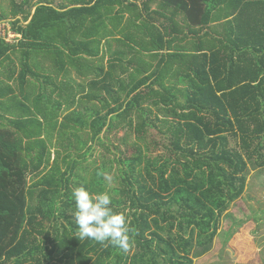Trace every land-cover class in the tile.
<instances>
[{"label": "trees", "instance_id": "16d2710c", "mask_svg": "<svg viewBox=\"0 0 264 264\" xmlns=\"http://www.w3.org/2000/svg\"><path fill=\"white\" fill-rule=\"evenodd\" d=\"M32 1L13 4L21 40L0 39V68L19 56V70L10 63L8 73L22 95L0 71V106L17 102L23 116L8 121L11 129L0 115V264H194L245 195L251 166L264 169V0H70L60 9ZM9 18L0 12V22ZM102 54L111 57L108 68L95 63ZM40 57L51 61V74L66 76L70 113L61 127L38 120L40 101L38 114L27 104L30 79H43L46 91L53 84ZM152 108L165 114L157 120L175 154L168 158L152 156L145 142L149 129L160 128ZM127 127L136 140L118 139L128 152L116 147L122 187L112 193L113 208L128 206L140 233L134 256L81 241L73 221L75 188L106 191V168L91 179L78 172L93 151L79 133L89 130L91 142L105 145L104 136ZM55 132L66 154L51 140Z\"/></svg>", "mask_w": 264, "mask_h": 264}, {"label": "rangeland", "instance_id": "374dc122", "mask_svg": "<svg viewBox=\"0 0 264 264\" xmlns=\"http://www.w3.org/2000/svg\"><path fill=\"white\" fill-rule=\"evenodd\" d=\"M24 0H0V12L10 15L8 20H2L0 22V36L10 40V29L14 28V19L11 16L13 10V4H21ZM47 0H33L32 3L35 5L39 2H44ZM68 0H54L55 5H66ZM53 3V2H52ZM13 33H15L13 31ZM15 35V34H14ZM14 42L15 40H10ZM186 103L185 99L181 100ZM61 102L55 100L54 98L49 100L48 104L43 103L44 106L53 107L50 120H46L48 124L55 125L58 124V120L55 119L57 116H63L66 112V117L70 113L68 107L66 106V111L62 112L63 108L60 106ZM94 105L90 106L93 108ZM154 114L148 115L151 117L152 122L158 123L160 127L157 130L149 129L146 133L145 142L152 144L153 149L155 148L152 156L154 157H170L175 155L167 147L168 138L164 135L167 132L166 127L158 122L157 117L164 119V113L157 108H152ZM1 113V111H0ZM48 119V118H44ZM136 122L137 116L133 118ZM42 120V119H38ZM164 132V134H161ZM126 134L130 136L129 141L136 140V134L134 132H128V127L126 129L114 130L110 133L108 137L104 136L105 145H100L98 142H91V134L89 130L79 133L80 143H89L88 146L92 145L93 151L91 154L87 155L86 160H81V166L78 172L88 179L92 178L96 169L106 168V175H104L105 188L106 191L110 192L113 198H117L115 194L112 193L114 188L122 187L120 184L121 173L120 170L123 166L120 164L119 150L116 149L117 146H121V149L126 153L128 152V147L120 143L118 139L123 138ZM59 138V137H58ZM75 145L77 141L73 139ZM70 142V141H66ZM57 147L66 148L59 139L54 142ZM161 144L156 146V144ZM70 144V143H66ZM61 145V146H60ZM231 146L233 148H238V142L235 138L231 139ZM57 148L52 149L54 159L59 156ZM77 152V150H75ZM84 152V150L82 151ZM65 153V152H64ZM81 153V152H80ZM66 154V153H65ZM129 155V154H128ZM63 160V159H62ZM62 165L66 168L64 163ZM30 185L34 182V177L29 176ZM120 198V197H119ZM30 204L36 205L37 199L34 198L30 201ZM129 211L127 206L126 212ZM137 253L136 250L130 253L134 256ZM194 264H264V169H256L251 166V173L249 178L248 188L245 195H243L239 200L234 202L229 210L223 215L221 228L219 231V236L211 247L208 254L200 257L199 259L194 258ZM164 264V261H162Z\"/></svg>", "mask_w": 264, "mask_h": 264}, {"label": "clouds", "instance_id": "9594fccd", "mask_svg": "<svg viewBox=\"0 0 264 264\" xmlns=\"http://www.w3.org/2000/svg\"><path fill=\"white\" fill-rule=\"evenodd\" d=\"M100 175L106 173L101 172ZM73 196L77 208L73 214V221L78 225L77 238L116 247L125 254L132 252L135 237L140 233L132 225L131 210L117 212L108 191L97 194L80 186L73 190Z\"/></svg>", "mask_w": 264, "mask_h": 264}, {"label": "crops", "instance_id": "0c3cea01", "mask_svg": "<svg viewBox=\"0 0 264 264\" xmlns=\"http://www.w3.org/2000/svg\"><path fill=\"white\" fill-rule=\"evenodd\" d=\"M133 0H131L132 2ZM46 2H50L53 6H55V8H58L60 9V7L62 5H55L54 3V0H47ZM53 2V3H52ZM70 4V0H68V2L66 3V5H69ZM126 4H128V2H126ZM71 9V8H70ZM119 10V7L117 6L116 9H115V12H117ZM35 12V8H33V13ZM130 15L127 13L126 14V18H125V23L127 22V19H129ZM109 29L110 30H114V24H112V22L109 23ZM105 44V42H104ZM104 46V45H103ZM114 49H112V52L114 50H116V45L114 44ZM105 60H103V54L102 56L95 61V63H101L103 62L104 66L106 68H108V62L109 60L111 59L110 56H107L104 58ZM39 62L41 64V67L44 71H46L47 76H50L52 75V78H53V84L51 85V87L48 89V91L44 90L43 86H42V83H43V79H38V80H33V79H30L29 81V84L27 85L25 91L26 93L29 95L30 97V101L27 103L28 104V107L31 108V110L34 112V113H37V110L34 109V106L33 104L34 103H38L40 101V103L38 104V109L41 111L42 114L39 115V119H42V121L44 122H47L44 118H48L47 120H50V114H51V111L53 109V107L51 106H44L43 103L45 104H48L49 103V100L52 101V99L54 98L55 100H59L61 102L60 106L62 105V112L64 113L66 111V88H65V84H66V76L65 75H62V76H57L55 74H51L50 72V63L51 61L47 60V58H42L40 57L39 58ZM11 63L12 66H15L17 67V69L19 70V67H20V59H19V56L17 55H14L12 57V61L9 62V64ZM9 64H6L5 67H1L0 68V71L4 72L5 73V76H1V80L6 82L8 85H9V88L12 89L13 91V95L15 96H22L21 95V92H20V85L17 81V75L12 78L11 74L8 73V70H9ZM71 73L73 75V79L78 83V84H81L83 82H86L85 79H81L79 76L76 75V72L74 70L71 69ZM12 78V80L10 79ZM88 82V81H87ZM90 82V81H89ZM61 91H64V93H61ZM87 93H88V90H87ZM63 94V98L60 97V95ZM12 95V97H13ZM28 95H25V96H28ZM41 95H47V96H50L52 97V99H48V98H45V100H43L41 102L42 99L39 100V96ZM25 100V99H24ZM23 100V102H25ZM15 104H17V102L13 103V105L7 100L5 101V107H1L0 106V115H3L5 116L6 120L7 121H4V125H6L7 127L11 128V129H14V124L12 123H9L8 121H15V120H20L22 116V114L16 109ZM65 109V111H64ZM38 114V113H37ZM55 119L58 120V124L59 126L61 127V125H64L66 124V112L63 116H57L55 117ZM0 123H3L2 121H0ZM53 138L51 139L52 141H57L58 140V137H59V133L58 132H55L53 134Z\"/></svg>", "mask_w": 264, "mask_h": 264}, {"label": "built area", "instance_id": "2783aa9c", "mask_svg": "<svg viewBox=\"0 0 264 264\" xmlns=\"http://www.w3.org/2000/svg\"><path fill=\"white\" fill-rule=\"evenodd\" d=\"M15 33H13V30H12V28L10 29V40H15L14 42H11L10 40H8V39H6V38H3V36H0V39L2 40H5V41H7L9 44H17L20 40H21V36L20 35H17V34H15Z\"/></svg>", "mask_w": 264, "mask_h": 264}]
</instances>
